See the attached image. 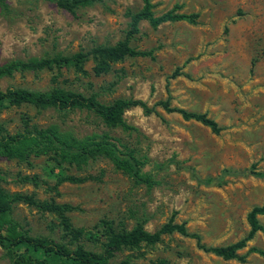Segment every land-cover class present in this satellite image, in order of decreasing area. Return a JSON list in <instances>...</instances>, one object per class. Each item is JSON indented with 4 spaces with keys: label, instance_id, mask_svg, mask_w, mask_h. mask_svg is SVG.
I'll use <instances>...</instances> for the list:
<instances>
[{
    "label": "rangeland",
    "instance_id": "rangeland-1",
    "mask_svg": "<svg viewBox=\"0 0 264 264\" xmlns=\"http://www.w3.org/2000/svg\"><path fill=\"white\" fill-rule=\"evenodd\" d=\"M0 12V65L10 60L71 56L98 46H112L127 30L129 14L141 0H99L72 13L44 0H5ZM158 16L175 7L176 13L196 14L194 24L164 23L155 29L142 21L129 40L135 52L151 57H125L110 71L93 75L89 57L82 72L73 68L15 72L0 79L6 88L46 92L60 89L94 96L101 103L136 99L148 106L169 98L170 107L205 114L222 130L212 134L192 120L156 107L143 115L139 108L123 113L129 131L107 128L86 110L57 111L22 105L0 111L2 135L54 126L77 139L107 135L133 151L144 162L142 175L152 187L135 184L96 157L76 167H53L44 156L26 162L0 158V187L7 194L31 195L40 203L69 205L65 212L73 228L84 235L74 241L66 235L57 213L23 203L11 205L10 218L32 237L46 238L72 249L75 245L100 253L106 226L114 232L140 224L156 231L169 219L196 233L201 244L222 247L242 239L245 216L264 203V180L243 172L250 165L264 172V0H150ZM178 69V74H171ZM167 83V92L165 89ZM165 163L163 170L155 164ZM204 186L197 180L216 179ZM91 177L80 184L62 183L52 190L56 176ZM34 177L37 185L17 181ZM108 225H104L103 223ZM264 230V216L258 217ZM256 249L263 255L249 252ZM244 260H222L197 249L192 239L176 233L153 245L123 248L110 264H264V233L257 232L237 252ZM0 264H9L0 250Z\"/></svg>",
    "mask_w": 264,
    "mask_h": 264
},
{
    "label": "trees",
    "instance_id": "trees-1",
    "mask_svg": "<svg viewBox=\"0 0 264 264\" xmlns=\"http://www.w3.org/2000/svg\"><path fill=\"white\" fill-rule=\"evenodd\" d=\"M54 4L57 8L72 13L77 8L89 6L99 0H44ZM139 10L129 14V21L125 36L112 46H98L85 53L78 52L71 56H53L41 58H29L27 60H10L0 65V79L9 77L15 72L51 70L53 68H73L82 72L83 63L90 57L93 60L91 71L93 75L99 76L110 71L113 64L123 60L125 57H151V52H135L129 47V40L138 33L140 22H146L149 27L155 29L164 23L187 22L194 24L196 14H181L175 12V7L155 16L152 13L150 0H141ZM0 12H7L5 0H0ZM179 75L176 69L171 76ZM167 92V83L165 86ZM22 105L32 106L37 109L52 108L57 111L86 110L95 115L107 128H120L129 131L132 127L125 124L123 113L131 108H139L143 115L154 114L156 107L167 113H176L183 120H192L206 127L212 134H218L222 128L214 121L207 118L205 114L188 112L183 109L170 107L168 96L164 100L157 101L151 106L136 99H115L110 103H101L94 96H82L79 93L52 89L46 92L28 91L25 89L6 88L0 91V111L10 107ZM0 127V158L26 162L30 157L44 156L55 168L63 170V166L76 167L96 157H103L110 161L115 170L121 172L135 184H142L149 188L155 182L149 175H142L141 169L144 162L136 158L133 151L119 144L115 139L107 135H90L77 139L68 133H60L56 127L31 128L12 135H2ZM156 170H163L165 163L155 164ZM231 173L223 170L216 179L197 180L198 184L204 186L221 185L223 177ZM257 179L264 180V172L254 170L250 165L243 172ZM91 177L76 178L70 175L59 174L56 176L55 184L51 187L55 190L62 183L80 184ZM1 181V178H0ZM17 181L29 182L37 185L34 177H23ZM23 203L34 206L40 210L57 213L60 216V225L66 235L73 237L74 241L84 235L81 228H73L69 220L62 214L75 210L69 205H56L53 203L37 202L31 195L7 194L0 187V250L7 257L9 264H110L113 255L123 248H136L140 244L153 245L160 241L164 235L176 233L182 237L192 239L197 249L204 253L211 254L222 260H237L242 262L243 256L237 252L246 246L257 232L264 233L258 223V217L264 216V203L253 206L245 216L248 225L246 235L226 246L207 247L201 244L200 237L196 233H190L185 229L183 223H172L169 219L154 232L145 231L140 224L134 225L128 231L114 232L106 226L105 242L102 251L95 253L75 245L69 249L62 243H56L46 238L32 237L22 230L16 222L10 218L11 205ZM104 225H108L105 222ZM263 255L256 249H249ZM115 264H129L122 260Z\"/></svg>",
    "mask_w": 264,
    "mask_h": 264
}]
</instances>
